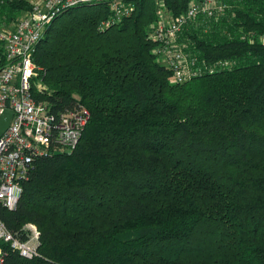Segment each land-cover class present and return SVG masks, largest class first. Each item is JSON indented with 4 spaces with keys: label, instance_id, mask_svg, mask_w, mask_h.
I'll return each instance as SVG.
<instances>
[{
    "label": "trees",
    "instance_id": "trees-1",
    "mask_svg": "<svg viewBox=\"0 0 264 264\" xmlns=\"http://www.w3.org/2000/svg\"><path fill=\"white\" fill-rule=\"evenodd\" d=\"M32 1L0 0V28ZM130 1L107 26L110 1L46 25L31 94L89 118L72 151L33 159L16 206H0L18 239L28 222L39 231L37 255L5 243L3 264H264V0H220L186 26L176 39L194 69L181 82L150 31L190 0Z\"/></svg>",
    "mask_w": 264,
    "mask_h": 264
},
{
    "label": "built area",
    "instance_id": "built-area-1",
    "mask_svg": "<svg viewBox=\"0 0 264 264\" xmlns=\"http://www.w3.org/2000/svg\"><path fill=\"white\" fill-rule=\"evenodd\" d=\"M93 1H110V15L101 21L107 26L128 16L133 10L130 0H33L32 9L10 27L0 28V114L11 109L8 127L0 135V206L12 210L22 193V182L36 157L59 151H72L87 124L84 106L52 113L31 94L32 81L40 80L41 66L34 52L46 25L62 9ZM163 3L159 2V6ZM220 0H190L184 12L172 17L164 8L150 31L155 53L172 70V81L181 82L193 73V58L177 42V35L188 26L196 27L223 10ZM227 65V62L223 63ZM40 81L37 88H41ZM28 238L18 239L0 219V264L4 262V244L8 243L23 257L37 255L39 231L26 223Z\"/></svg>",
    "mask_w": 264,
    "mask_h": 264
},
{
    "label": "water",
    "instance_id": "water-1",
    "mask_svg": "<svg viewBox=\"0 0 264 264\" xmlns=\"http://www.w3.org/2000/svg\"><path fill=\"white\" fill-rule=\"evenodd\" d=\"M12 116V110L11 109H4L2 113L0 114V135L5 131V129L8 127L10 118ZM55 154H58V152H54Z\"/></svg>",
    "mask_w": 264,
    "mask_h": 264
},
{
    "label": "rangeland",
    "instance_id": "rangeland-1",
    "mask_svg": "<svg viewBox=\"0 0 264 264\" xmlns=\"http://www.w3.org/2000/svg\"><path fill=\"white\" fill-rule=\"evenodd\" d=\"M28 223H31V222H28ZM37 227V226H36ZM27 229V228H26Z\"/></svg>",
    "mask_w": 264,
    "mask_h": 264
},
{
    "label": "bare ground",
    "instance_id": "bare-ground-1",
    "mask_svg": "<svg viewBox=\"0 0 264 264\" xmlns=\"http://www.w3.org/2000/svg\"><path fill=\"white\" fill-rule=\"evenodd\" d=\"M110 9V8H109Z\"/></svg>",
    "mask_w": 264,
    "mask_h": 264
}]
</instances>
